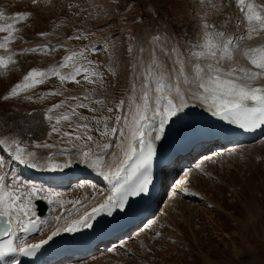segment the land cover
Masks as SVG:
<instances>
[{
  "label": "rangeland",
  "instance_id": "obj_1",
  "mask_svg": "<svg viewBox=\"0 0 264 264\" xmlns=\"http://www.w3.org/2000/svg\"><path fill=\"white\" fill-rule=\"evenodd\" d=\"M131 1L36 0L34 3L33 0H0V12L4 13L0 24L11 22L16 29L8 52L0 50V55L10 54L16 61L7 70H0V135L19 133L29 150L36 151L38 157L70 147L57 143L55 135L48 138L50 125L44 116L53 104L73 96L81 99H69L67 103L87 105L78 112L88 117L89 122L93 117H105L109 118L110 126L118 127L115 118L122 112L115 110L116 105L123 100L130 78L138 76V70L148 65L150 52L155 50L151 43L154 35L172 37V43L178 41L179 49L186 52L190 42L200 35L205 16L217 22V29L230 37L245 30L243 15L235 0H150L151 5L137 1L143 7L138 3L133 7ZM247 2L264 7V0ZM217 5L222 11L217 10ZM28 11L32 13L26 20H8L9 16ZM42 33L46 35H40ZM4 35L0 33V41ZM78 35L83 38H73ZM33 49L38 51L33 52ZM42 49L49 51H40ZM82 49H88V60L99 66L98 70L104 75L103 84L90 85L78 77L81 84L62 86L58 78L51 77L25 94L31 96V100L24 95L8 101L2 99L33 68L56 67L72 51ZM156 54L160 59L163 56L158 51ZM139 61H143V65ZM166 61L168 65L171 62L168 57ZM141 81L137 79L136 85ZM61 90L62 96L40 99L46 93ZM85 96L90 99H83ZM97 100L104 104L95 103ZM110 107L114 109L112 113L107 111ZM63 110H56L53 115ZM63 130L70 129L65 125ZM92 135L101 140L97 132L93 131ZM189 136L198 137L196 134ZM114 140L115 135L101 142ZM33 141L57 143V147L34 149L31 147ZM209 141L197 140L194 150L172 155L168 164L171 165L163 168L155 202L145 215L147 220L143 222L145 217L138 220L111 241L98 243L86 255L65 257L75 264H264V133L251 142L236 139L215 141L207 146ZM229 147L228 154L221 151ZM71 151L75 153L76 150ZM214 151L217 157L208 160L206 156ZM0 156L7 158L8 154L0 152ZM82 177L85 175L72 179L74 181L66 189L48 187L49 191L62 194L59 198L65 201L68 211L77 205L69 201H88L103 194L101 186L92 178L80 180ZM21 181L40 184L31 179ZM80 184L84 187L80 188ZM39 186L47 189L46 185ZM163 205L167 211L160 213ZM119 244L121 247L117 248Z\"/></svg>",
  "mask_w": 264,
  "mask_h": 264
},
{
  "label": "snow or ice",
  "instance_id": "obj_2",
  "mask_svg": "<svg viewBox=\"0 0 264 264\" xmlns=\"http://www.w3.org/2000/svg\"><path fill=\"white\" fill-rule=\"evenodd\" d=\"M136 2L137 0H133V7ZM235 3L243 15L242 22L246 24L244 36L234 39L226 35L224 31L217 29V22L205 16L201 23L200 35L195 41L190 42L191 46L186 52L179 49L178 41L172 43L173 38L166 34L152 37L151 43L155 50L150 52V63L133 79L130 95L127 97L128 115L115 118V123L122 127L110 126L109 118L105 117H93L89 122L88 117L78 112V109L87 105L83 102L75 106L67 103L69 99L73 101L81 99L73 96L53 104L44 116L50 125L48 138L51 139L55 135L58 138L57 143L70 147L60 148L57 153L47 157H38L36 151L29 150L19 133L0 135V152L6 148L10 153L7 158L0 156V236L15 237L17 232L28 233L37 227L33 219L36 217L35 200L45 199L49 205L60 207L65 204V201L59 199L62 195L60 192L25 183L15 176L9 179V172L6 169L9 168L10 162L48 172L63 171L75 163L85 169H94L106 179L117 181L120 180L122 173H126L123 183L114 185L112 195L92 207L90 212L85 211L78 214V218L66 220L63 229L60 228L59 221L65 218L64 215L54 217L57 226L47 239L39 243L21 241L14 244L11 239L0 243V258L12 253L26 257L34 256L61 231L73 233L81 229H90L97 215L105 213L111 216L113 209L124 211L129 197L148 195L149 186L152 184V163L157 155L156 142L163 139L167 126L183 119L185 110L192 106L190 100L206 107L212 116L242 130L254 131L264 128V85L258 83L264 80V44L241 48V41H252L264 32V7H258L247 0H235ZM215 7L222 11L218 5ZM29 15L17 13L9 16L8 20L18 22L26 20ZM3 19L4 13L0 12V20ZM133 22H136L135 18ZM15 31L14 23L0 24V33L6 34L0 41V50L8 52V45L15 40ZM73 38L83 37L78 35ZM87 51L88 49L72 51L58 66L48 70L33 68L24 75L21 82L12 86L2 99L8 101L24 95L25 99L31 100L32 97L25 94L51 77L58 78L62 86L65 83L81 84L78 77H82L83 81L90 85L103 84L104 75L98 70L99 66H94L93 62L88 60ZM157 51L173 62L171 70L156 54ZM236 54L246 60L251 67L234 63ZM139 62L143 65V61ZM14 63L16 61L12 55H0V70H7ZM63 69H68L67 73L63 72ZM109 71L113 70L109 68ZM137 79L143 80L139 88L135 83ZM62 95V90L52 91L40 99ZM83 99L90 97L85 96ZM94 102L104 104L101 100ZM125 103V100H120L115 110L120 111ZM59 109L64 110L54 116L53 113ZM89 110L96 111L93 108ZM113 110L111 107L107 109L109 113ZM65 125L70 130H63ZM93 131L99 134L100 141L92 135ZM117 133L121 138L119 143L115 144L118 151L110 152L112 143L101 141ZM57 143L33 141L31 147L53 149L57 147ZM71 149L76 150L74 154ZM57 155H67L71 158L59 163L56 162ZM79 187L83 188L84 184H80Z\"/></svg>",
  "mask_w": 264,
  "mask_h": 264
},
{
  "label": "bare ground",
  "instance_id": "obj_3",
  "mask_svg": "<svg viewBox=\"0 0 264 264\" xmlns=\"http://www.w3.org/2000/svg\"><path fill=\"white\" fill-rule=\"evenodd\" d=\"M140 1L144 5H147V4L151 5L150 0H140ZM245 26H246V24H245ZM245 26H244V28L246 29ZM236 31H237V29H236ZM231 35H232V33H231ZM244 35H246L245 30H241V31L237 32L234 39L237 37H240V36H244ZM260 44H264V32H261L259 34V36L254 38L252 41H241V48L247 47V46H258ZM150 59H151V57L149 58L148 63H150ZM166 59H167V56H165V55H163L161 58V60L164 61V63L166 64V67L169 70H171L174 66L173 62L170 60L171 62L168 65ZM233 62L239 63V64L247 66V67H251V65L248 64V62L246 60L242 59L239 54L235 55V60ZM145 63L146 62L144 61V65H145ZM138 69H139V67H138ZM138 71L140 74L143 70L140 69ZM132 77L134 79L135 75ZM130 79L131 80H129L126 83V87L128 88V90L126 91V93L123 97V100H125L126 103H125L124 108L120 109L122 112L121 117L128 115L127 97L130 95V89H131L132 80H133L132 78H130ZM141 83H143V80L140 82V84L136 85L137 88L140 87ZM258 83L261 85H264V80H261ZM189 103L192 106L185 110L186 114L183 115V119L178 120L176 123L170 124L169 126H167L165 129V134H164L163 139L159 142H156L157 155L154 158L153 162H155V159L157 157H159L163 154L162 151H164V154L167 153L169 150V147L171 145L175 144L176 142L180 141V140H187V141H184L186 144L181 149H179V151L181 152V153H179V155L182 154L183 152H185V150H190V149L194 150L195 149L194 144L197 142V140H200L204 134H207V132H205V129L209 126V124L213 125V127L215 126L218 128H228V129L230 128L231 130L218 129V130H224L223 132H226V133L229 132L227 135H230V136L235 135L236 132H238V130H241L240 128H238L235 125H230L229 123H227V121H221L219 118L212 116L211 113L207 110V108L200 105L198 102L190 100ZM119 127H122V125H118V128ZM199 131H200V133H198ZM191 134H196V135H198V137L189 138L190 137L189 135H191ZM120 139L121 138H120L119 134L117 133L115 135L114 142L113 141L111 142L113 147H111L109 149L110 152L111 151H118L115 148V144L119 143ZM214 143H215V141H209V142H207L206 145L210 146ZM179 151H176V152H179ZM221 151L227 152V154H228V152H230L231 150L229 147V148H223ZM3 152H4V154L7 153L8 155H10L8 153V151L6 150V148ZM215 154H216L215 151L213 153H209V155H207L206 158H208V160L210 159L212 161L213 158L217 157V155L215 156ZM48 155L49 154L46 153V155L44 154L40 157H47ZM70 158L71 157L67 156V155H65V156L57 155L56 162L63 163L66 159H70ZM177 159H175V160H177ZM194 166H196V165H194ZM106 170L107 169H105V171ZM170 170H169V172H170ZM7 171L9 172V179L13 176L18 178L19 180L31 179V180H34L35 183L39 182L41 185H46L47 190H48V187H54V186H61V189L62 188L66 189L68 186H70V183L72 182V178H75V177L80 176V175H85V177L80 178V180L92 178L94 180V182H96V184L100 185L102 190H103V194L101 196L98 195V196L94 197L93 199H89V200L87 199L88 201H84L83 199H78V200H81V202H80V201L76 200L80 204L77 203L78 205H75L76 207H74L70 211H68V209H65V204L63 207H60L59 205H55V206L49 205L45 199H41L46 204L45 215L41 216V217L36 216L35 218H33L37 227L35 228L34 233L32 235H30L29 237H28V235H25V233L23 234L22 232H17L15 237L11 236V240H13L14 244H18L21 241L26 242V243H39L41 240L47 239V237L51 234V232L57 226V222L55 221L54 217H56L57 215H61V214L64 215L65 218L59 221V226L61 229H63V227L65 226L66 220H70L72 218H78V214H82L85 211L90 212L92 207L97 206L98 204L102 203L109 195H112L114 185H116L117 183H123L124 175H126V173H122L119 181H117L115 179H106L103 175H100L94 169H91V168L85 169L82 165L77 166L75 163H73L72 167L64 169L63 171L48 172V171H42L39 169L30 168V167L25 166L23 164H19L17 162H14L12 165L9 163V168L7 169ZM161 172H163V169ZM133 199H134V197H129L128 204L125 206L126 210L129 209ZM52 208H53V210H51ZM165 208H166V205L165 206L163 205L161 210H160V213H162L164 210L166 212L167 210ZM130 209L132 211L135 210L133 205L130 207ZM118 210L119 209H113L111 216H109L105 213H101V214L97 215L96 218L92 221L93 227L90 228L89 230L93 231L98 227L101 228V226H103L105 223H107L109 221V219L114 218V216L116 215ZM139 210L140 209L136 210L135 212L138 213ZM43 222H47V223H43ZM83 230H85V229H81L80 231L73 232V233L61 231V233L59 235L53 237V239L51 241H49L48 244L43 245L38 250V252L36 254L37 260H40L41 255L43 254V252L47 249V247L52 242H65L68 245H72L75 238ZM141 232L142 231H140L139 234ZM135 235H138V233L137 234L135 233ZM120 247H121V244H119V246L117 248H120ZM73 255H78V254H73V253H66L65 254V256H69V257H72ZM101 257L102 256H100V258ZM97 258H99V257H97ZM89 260H91V262L94 261L93 258H90ZM64 261H67V262L63 263V264H75L76 263V262H72L68 259H65Z\"/></svg>",
  "mask_w": 264,
  "mask_h": 264
},
{
  "label": "water",
  "instance_id": "obj_4",
  "mask_svg": "<svg viewBox=\"0 0 264 264\" xmlns=\"http://www.w3.org/2000/svg\"><path fill=\"white\" fill-rule=\"evenodd\" d=\"M138 2L142 3L140 0H137ZM39 212H42L44 209V205L41 202L37 203ZM158 208V207H157Z\"/></svg>",
  "mask_w": 264,
  "mask_h": 264
}]
</instances>
